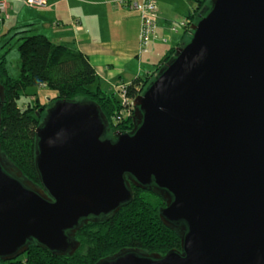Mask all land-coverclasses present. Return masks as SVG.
I'll return each instance as SVG.
<instances>
[{"label":"water","instance_id":"95a60500","mask_svg":"<svg viewBox=\"0 0 264 264\" xmlns=\"http://www.w3.org/2000/svg\"><path fill=\"white\" fill-rule=\"evenodd\" d=\"M132 112L108 138L94 102L55 101L35 131L40 185L0 148V261L33 244L72 255L77 231L127 205L133 185L165 201L181 249L96 264H264V0H209Z\"/></svg>","mask_w":264,"mask_h":264},{"label":"trees","instance_id":"16d2710c","mask_svg":"<svg viewBox=\"0 0 264 264\" xmlns=\"http://www.w3.org/2000/svg\"><path fill=\"white\" fill-rule=\"evenodd\" d=\"M204 1L197 0L194 13L187 17L184 39L196 15L209 0ZM25 33L24 30L14 33L19 55L17 77L9 75L7 51L0 55V85L4 90L0 111V148L6 160L26 179L40 185L36 167L35 131L43 121L45 110L41 109L43 105L38 109L30 106L26 107L29 109H20L17 102L22 91L43 86L56 93L50 99L53 103L76 99L94 102L105 115L109 132H127L132 129L133 116L129 103L142 93L161 67L173 57L175 48L168 51L152 73L125 84V97L129 102L127 108L131 115L116 122L114 118L119 115L121 103L116 94L101 89L95 69L85 55L71 46L55 44L44 35ZM164 207L165 201L160 196L133 187L131 201L116 214L108 219L88 222L77 231L75 238L79 247L72 255H56L33 244L15 260L0 261V264H96L122 249H139L160 255L170 250H180V237L160 219Z\"/></svg>","mask_w":264,"mask_h":264},{"label":"crops","instance_id":"0c3cea01","mask_svg":"<svg viewBox=\"0 0 264 264\" xmlns=\"http://www.w3.org/2000/svg\"><path fill=\"white\" fill-rule=\"evenodd\" d=\"M3 1L5 21H12L6 33L24 30L25 35L41 34L77 49L95 69L101 89L115 94L119 84L149 75L170 49L178 47L197 0H156L155 38L145 53L139 52L138 12L119 6L117 0H47L45 7H28L25 0Z\"/></svg>","mask_w":264,"mask_h":264},{"label":"rangeland","instance_id":"374dc122","mask_svg":"<svg viewBox=\"0 0 264 264\" xmlns=\"http://www.w3.org/2000/svg\"><path fill=\"white\" fill-rule=\"evenodd\" d=\"M206 1L207 0H205L204 2ZM6 9H7V5H5L4 11L3 10L0 11L1 13L0 14V28L1 26L3 27V31L0 30V55L7 51L6 59H7V69H8L9 75L11 77H17L19 75V55L17 52L18 41H17V37L14 36V34L13 35L9 34V32L6 33L7 30L12 26V21L9 23L5 21V15L6 16L8 15V12L6 11ZM2 22L3 24L4 23L5 24L2 25ZM121 85L122 83L117 86L116 92H115L122 106L121 110L117 113L119 115H117L114 118L116 122H121L123 121L122 120L123 118L127 119L131 115V112L127 108L128 102H126L127 104L126 103L123 104L124 98L122 94H120ZM55 96H56L55 92L45 89L43 86L30 87L22 91V93L20 94V98L17 102V105L20 109H23V110L29 109V108H26L27 106H30L32 109H38L41 105H43L41 109L45 110L44 113L46 114L48 108L53 105V102H50V99L54 98ZM76 101H85V100L76 99ZM41 109H39V111ZM120 114H122L123 117ZM110 134H113V133L109 132V134H107L106 137L111 138Z\"/></svg>","mask_w":264,"mask_h":264},{"label":"built area","instance_id":"2783aa9c","mask_svg":"<svg viewBox=\"0 0 264 264\" xmlns=\"http://www.w3.org/2000/svg\"><path fill=\"white\" fill-rule=\"evenodd\" d=\"M28 7H45L47 0H25ZM117 4L121 7H126L130 10L136 11L139 14V52L145 53L149 44L155 38L156 20L158 18V6L156 0H117ZM5 1L0 0V11L5 9ZM1 14V13H0ZM6 18V15H5ZM185 26V23L181 24ZM174 31L175 29L172 28ZM126 85L120 86V94L123 96V104L127 101L125 97ZM129 103V102H128ZM127 104V103H126ZM132 108V102L129 103ZM120 119V118H119Z\"/></svg>","mask_w":264,"mask_h":264},{"label":"flooded vegetation","instance_id":"af4514ba","mask_svg":"<svg viewBox=\"0 0 264 264\" xmlns=\"http://www.w3.org/2000/svg\"><path fill=\"white\" fill-rule=\"evenodd\" d=\"M132 189H133V185H132V187H131Z\"/></svg>","mask_w":264,"mask_h":264}]
</instances>
